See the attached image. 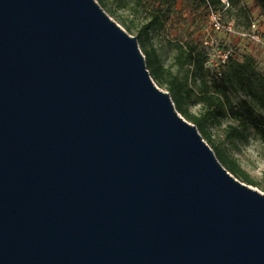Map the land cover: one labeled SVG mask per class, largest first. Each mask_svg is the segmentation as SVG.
Instances as JSON below:
<instances>
[{
  "label": "water",
  "instance_id": "water-1",
  "mask_svg": "<svg viewBox=\"0 0 264 264\" xmlns=\"http://www.w3.org/2000/svg\"><path fill=\"white\" fill-rule=\"evenodd\" d=\"M197 131L96 0H0V264H264Z\"/></svg>",
  "mask_w": 264,
  "mask_h": 264
},
{
  "label": "rangeland",
  "instance_id": "rangeland-1",
  "mask_svg": "<svg viewBox=\"0 0 264 264\" xmlns=\"http://www.w3.org/2000/svg\"><path fill=\"white\" fill-rule=\"evenodd\" d=\"M210 2L216 12L221 13L223 24H231L237 34L228 35L225 32L213 34L221 41L222 47L233 50L234 59L221 71L224 70V74L231 76L233 69L238 68V65L244 66L243 84H247L258 95L264 96V16H261L258 10L250 11L251 0H227L229 6L225 10L220 6V0ZM97 3L114 23L136 38L143 55L145 51L149 52L164 69L174 76L183 107L189 113L201 116L205 112V106L201 100L200 73L195 65L180 67L176 59L183 60L187 56L188 43L192 38L202 40L201 34L207 26V19L186 18L185 8L181 3L167 15L166 21L160 19V23L154 22L153 9L146 6L143 1L102 0L101 3L98 1ZM249 22L255 25V28L251 29ZM251 30L256 31L260 42L239 38L241 33H249ZM232 83L233 88H230L228 98L233 104L237 106L239 100H247L261 111V106L247 95V89L243 85L238 84L235 79ZM155 85L160 90L168 92L172 98V93L168 91L170 84L155 83ZM219 98L223 100L222 97ZM230 127L243 131L245 139H228ZM205 131H207V140L199 133L215 156L216 149H218L228 159L235 162L251 180L252 186H249L264 195V143L254 129L250 125L240 124L227 113L221 117L207 119ZM222 166L227 170L226 166L223 164ZM237 180L242 181L241 178Z\"/></svg>",
  "mask_w": 264,
  "mask_h": 264
},
{
  "label": "trees",
  "instance_id": "trees-1",
  "mask_svg": "<svg viewBox=\"0 0 264 264\" xmlns=\"http://www.w3.org/2000/svg\"><path fill=\"white\" fill-rule=\"evenodd\" d=\"M102 2V0H97ZM143 1L146 6H150L154 11V22L160 23L161 20L166 21L167 15L171 13L175 7L181 3L185 8L186 18L199 20L201 18L207 19L210 10L216 11L212 6L211 0H139ZM250 11L258 10L261 16H264V0H251ZM220 6L223 5L220 0ZM161 19V20H160ZM251 22H249V26ZM203 28V27H202ZM198 38H192L188 43V54L181 60L177 58L176 62L180 67L185 65H195L200 73L201 85H202V103L205 106V112L201 116H196L188 112L183 107V102L180 97V91L176 87V80L174 76L166 69H164L155 57H152L149 52H144L146 68L149 71L152 80L158 84H170L168 91L172 93V102L175 103V108L182 117L193 125L196 126L197 132H200L207 140L208 136L205 131V123L210 117H221L228 113V115L239 122L242 125H250L260 140L264 143V96L258 95L247 84H243L244 66L238 65V68L233 69L231 76L224 74V70L215 71L207 68L206 56L203 49V40ZM180 57V56H179ZM234 58L225 64L232 62ZM238 84L243 85L247 89V95L256 100L261 106V111L257 110L247 100H239L236 106L229 100L228 92L230 88H233L232 80ZM219 97H222L221 100ZM227 135L228 139H245L244 132L237 130V128L230 127ZM216 157L220 162L226 166L227 171L230 172L236 179L241 178L243 183L252 186L251 180L248 176L239 168V166L228 159L223 153L216 149Z\"/></svg>",
  "mask_w": 264,
  "mask_h": 264
},
{
  "label": "built area",
  "instance_id": "built-area-1",
  "mask_svg": "<svg viewBox=\"0 0 264 264\" xmlns=\"http://www.w3.org/2000/svg\"><path fill=\"white\" fill-rule=\"evenodd\" d=\"M221 3L224 10L228 8L229 4L227 0H221ZM250 26L251 29L255 28V25L253 24ZM223 32L228 35H231V33L237 35L231 24H223L221 13L210 10V13L207 17V26L203 29V49L206 56L205 66L211 70L219 71V69L224 67L233 56V50L231 48L222 47L221 41L213 35ZM239 38L260 42V38L258 37L256 31L252 32V30L249 33H241Z\"/></svg>",
  "mask_w": 264,
  "mask_h": 264
}]
</instances>
